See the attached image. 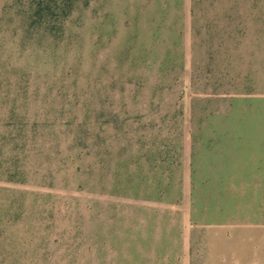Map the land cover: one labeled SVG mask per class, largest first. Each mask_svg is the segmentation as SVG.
<instances>
[{
  "label": "rangeland",
  "instance_id": "rangeland-1",
  "mask_svg": "<svg viewBox=\"0 0 264 264\" xmlns=\"http://www.w3.org/2000/svg\"><path fill=\"white\" fill-rule=\"evenodd\" d=\"M38 2L0 0V264H264V0Z\"/></svg>",
  "mask_w": 264,
  "mask_h": 264
},
{
  "label": "trees",
  "instance_id": "trees-1",
  "mask_svg": "<svg viewBox=\"0 0 264 264\" xmlns=\"http://www.w3.org/2000/svg\"><path fill=\"white\" fill-rule=\"evenodd\" d=\"M80 0H39L37 12H47L52 18H60V12L67 16L73 12Z\"/></svg>",
  "mask_w": 264,
  "mask_h": 264
},
{
  "label": "crops",
  "instance_id": "crops-1",
  "mask_svg": "<svg viewBox=\"0 0 264 264\" xmlns=\"http://www.w3.org/2000/svg\"><path fill=\"white\" fill-rule=\"evenodd\" d=\"M185 150V156H189L190 155V148H187V150L186 149H183V151ZM184 156V155H183ZM184 158V157H183ZM185 160H186V157H185ZM183 162H185V161H183ZM241 258V257H240ZM234 261H242L241 259H235ZM262 262L264 261V257L262 258V260H261Z\"/></svg>",
  "mask_w": 264,
  "mask_h": 264
}]
</instances>
